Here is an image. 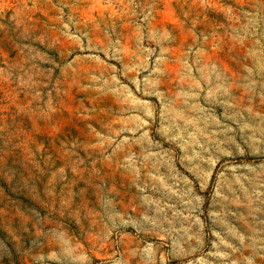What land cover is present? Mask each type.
<instances>
[{"label":"rangeland","instance_id":"1","mask_svg":"<svg viewBox=\"0 0 264 264\" xmlns=\"http://www.w3.org/2000/svg\"><path fill=\"white\" fill-rule=\"evenodd\" d=\"M0 264H264V0H0Z\"/></svg>","mask_w":264,"mask_h":264}]
</instances>
